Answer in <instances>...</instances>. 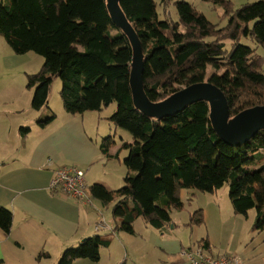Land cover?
<instances>
[{"label":"trees","instance_id":"trees-1","mask_svg":"<svg viewBox=\"0 0 264 264\" xmlns=\"http://www.w3.org/2000/svg\"><path fill=\"white\" fill-rule=\"evenodd\" d=\"M116 1L126 25L115 19L107 0L0 2V35L12 51L43 56L39 71L28 74L27 85L34 87L31 106L48 107L54 77L60 78L59 95L68 114L100 111L116 103L109 122L131 135L118 149L126 151L124 184L117 189L86 184L93 198L112 204L119 227L132 232L133 221L140 217L160 228L171 220V208L183 206V188L213 192L226 183L234 212L246 215L254 208L251 228L263 229L264 127L248 141L233 145L216 131L210 100L197 99L158 115L137 106L131 79L135 51L128 33L142 57L139 76L150 102L160 104L201 83L208 64L219 70L211 80L224 93L230 116L243 115L264 105V57L241 41L250 38L264 47V0L239 5L232 0H202L222 8L226 22L221 26L186 0L173 2L176 19L170 0ZM227 39L232 40L228 49ZM55 116L50 112L40 123ZM108 137L102 138L99 148L109 155ZM11 218V212L1 207L0 227L9 230ZM202 221L198 208L190 222ZM108 243L100 235L88 237L66 248L56 264L97 260L99 248Z\"/></svg>","mask_w":264,"mask_h":264},{"label":"crops","instance_id":"crops-1","mask_svg":"<svg viewBox=\"0 0 264 264\" xmlns=\"http://www.w3.org/2000/svg\"><path fill=\"white\" fill-rule=\"evenodd\" d=\"M128 37L136 52L135 38L129 33ZM27 56L26 52H13L6 44L0 48V69L7 74L0 85V208L12 214L9 230L0 227L1 263L56 264L66 248L100 235L109 243L99 248V258H77L71 264H188L182 251L194 235L206 243L209 254L228 250L238 254L243 264H264V228H251L256 213L236 214L232 205L218 201L217 190L204 194L189 190L196 201L201 197L206 203L203 221L198 224L190 222L199 206L196 203L185 215H176L171 208V220L160 228L138 217L129 232L119 227L111 209V221L106 220L102 209L109 203L102 205L93 198V205L80 204L51 189L50 178L60 163L85 165L90 170L101 159L100 141L91 135L98 115L95 118L89 113L94 111L68 114L62 106L54 108L52 99L48 107L35 110L31 106L33 92L21 84L32 73ZM25 61L27 67L21 76ZM50 112L56 116L40 123ZM107 179L98 176L92 182L115 189ZM85 182L90 185V179ZM100 218L111 231L94 229Z\"/></svg>","mask_w":264,"mask_h":264},{"label":"rangeland","instance_id":"rangeland-1","mask_svg":"<svg viewBox=\"0 0 264 264\" xmlns=\"http://www.w3.org/2000/svg\"><path fill=\"white\" fill-rule=\"evenodd\" d=\"M1 1L2 0H0V2ZM3 1H5V0H3ZM174 1H176V0H170L171 4H170L169 8H170L172 17L174 19H176V18H178V12H177L176 5L173 3ZM186 1L192 3L195 7H197L212 22L218 23V25H220V26L226 22V17L223 16V10L221 7H214L211 3L205 2L202 0H186ZM235 1L236 2H234V4H236V5L241 3V2H238L239 0H235ZM248 1H250V0H248ZM251 1H253V0H251ZM107 2H108V4H110L109 11L113 13L112 15L115 16V19L120 23L124 22L126 19H125L124 13H123L121 7L118 5V3H115L114 5H112L113 0H107ZM241 41L244 42L245 44H248L249 46L253 47L255 49L256 53H258L259 55L264 57V47L263 46L257 44L254 40H252L250 38L242 37ZM3 44H6L7 46H9V44L6 42L4 37L0 35V48L2 47ZM231 44H232V40L227 39L225 41V48L226 49L230 48ZM26 53L28 55L27 57H29L28 66H29L30 71H31V69H32V73L39 71V69L41 68V65L43 63V56L34 52V51H27ZM141 62H142V57L135 52V54L133 56V60L131 62V79L133 82V92L135 95V99L138 103V106H144V107L148 108V110L153 111L158 107V104L150 102L144 93L143 86H142V83H141V80L139 77V65ZM25 67H27L26 61L20 67V75L21 76H22V69H24ZM262 68L264 70V62H263ZM33 69H35V70H33ZM218 72H219V70H216L213 67H211L210 65L205 64L204 69H203V81L197 85H194L193 88L204 85V84L211 83L212 82V80H211L212 76ZM6 75L7 74L5 73L4 69H0V85H2L5 82ZM15 83L18 86L19 80H17ZM21 84L25 87L26 90L33 92L34 87H32V86L30 87L27 85L28 84V76H27V80H25L24 82L22 80ZM60 85H61L60 78L54 77L51 84H50V91H49V100L52 99L51 101L53 103L54 108L62 106L61 98L59 95ZM186 89H188V88H186ZM186 89H184V90H186ZM61 108H63V107H61ZM115 109H116V103L111 102L110 104L103 106L100 111L89 112V113H92L95 118H96V115H98L97 125H94V129H97V131L94 132V129H92L91 135L94 136L100 142H101L103 137L109 136L107 140L110 144L109 145L110 154L108 155V154H104L101 152V156H102L101 159H99V161L97 163L92 165L90 170H88L90 167L87 168L85 165H83V167L85 168L84 179H86V180L90 179V182H89L90 185L92 183H94V182H92L93 177H98V176L104 177L105 176L106 178H108L107 181H109V183H111V186L113 188L117 189L124 184L123 177L125 174V167L123 164V158L126 155L125 150L118 151V149L121 145L122 139L129 140V139H131V135L126 130H124L120 127H114L113 124L111 122H109L108 116H110L114 112ZM240 115L241 114L236 115V116H230L228 123L231 126H233L237 122ZM211 116L213 117V120H214V109H213L212 104H211ZM117 151H118V154L116 155ZM189 190L194 191L195 194L196 193L197 194H204L205 193L203 191L196 190L193 188H183L181 191V199L183 201V206L181 208H178V209L173 208L174 213L176 215L187 214V212L190 209L193 210L194 207H196V203H198V205H199L197 208H200V209L204 208V206L206 205L205 201L201 197H197V201H198L197 202L196 196H194L195 194L192 195L189 192ZM217 199L219 202L223 201V202L228 203L229 206H231L229 196H228V187H227L226 183L217 189ZM79 201H82V200H79ZM97 202H100V201L97 200ZM101 204L103 205V203H101ZM110 209H111V203H109V205H105L104 208L102 209L105 217L107 215L106 220L108 222L111 221L110 217H112V215H110ZM250 212H255V209L251 208ZM94 229L96 231H105V230L111 231L112 230L111 227L102 218H100L99 220H97L95 222ZM87 238H85V239H87Z\"/></svg>","mask_w":264,"mask_h":264},{"label":"water","instance_id":"water-1","mask_svg":"<svg viewBox=\"0 0 264 264\" xmlns=\"http://www.w3.org/2000/svg\"><path fill=\"white\" fill-rule=\"evenodd\" d=\"M116 2V0H113L112 5ZM193 87L191 86L184 91L182 90L167 101L158 104V107L153 111L148 110L144 106L139 107L152 115H158L163 112L167 113L177 110L197 99L210 100L214 109V127L216 131L227 143L233 145L248 141L260 128L264 127V105L256 106L246 111L231 126L228 123L230 112L222 90L212 82ZM135 103L138 106L136 99Z\"/></svg>","mask_w":264,"mask_h":264},{"label":"built area","instance_id":"built-area-1","mask_svg":"<svg viewBox=\"0 0 264 264\" xmlns=\"http://www.w3.org/2000/svg\"><path fill=\"white\" fill-rule=\"evenodd\" d=\"M84 175L85 168L83 166L62 164L54 170L49 186L70 200L80 204L93 205V198ZM182 253L188 264H243V260L238 254L228 250L220 255L207 253L194 235L191 237L190 246L185 248Z\"/></svg>","mask_w":264,"mask_h":264},{"label":"bare ground","instance_id":"bare-ground-1","mask_svg":"<svg viewBox=\"0 0 264 264\" xmlns=\"http://www.w3.org/2000/svg\"><path fill=\"white\" fill-rule=\"evenodd\" d=\"M140 77V76H139ZM132 85H133V82H132ZM210 103H211V101H210ZM212 104V103H211ZM230 125V124H229Z\"/></svg>","mask_w":264,"mask_h":264}]
</instances>
